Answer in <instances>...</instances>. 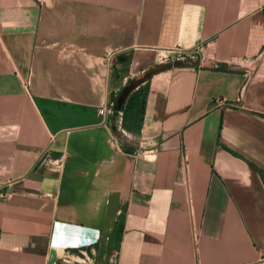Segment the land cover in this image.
Wrapping results in <instances>:
<instances>
[{"label": "crops", "instance_id": "1", "mask_svg": "<svg viewBox=\"0 0 264 264\" xmlns=\"http://www.w3.org/2000/svg\"><path fill=\"white\" fill-rule=\"evenodd\" d=\"M0 186V264H264V0H0Z\"/></svg>", "mask_w": 264, "mask_h": 264}, {"label": "built area", "instance_id": "2", "mask_svg": "<svg viewBox=\"0 0 264 264\" xmlns=\"http://www.w3.org/2000/svg\"><path fill=\"white\" fill-rule=\"evenodd\" d=\"M199 49H196L195 51H185L183 49L175 48V49H166L160 51V58L163 63H172V62H177L181 61L184 56L190 55L192 53L197 52ZM113 111L111 109V106L105 107L103 109H100V114L104 117H107L108 114ZM2 194V187L0 186V196H3Z\"/></svg>", "mask_w": 264, "mask_h": 264}, {"label": "trees", "instance_id": "3", "mask_svg": "<svg viewBox=\"0 0 264 264\" xmlns=\"http://www.w3.org/2000/svg\"><path fill=\"white\" fill-rule=\"evenodd\" d=\"M143 97H144V90L140 89V90H138L137 92H135L133 94V96L131 97V101L132 100L134 101V99L135 100H139V99H141Z\"/></svg>", "mask_w": 264, "mask_h": 264}, {"label": "rangeland", "instance_id": "4", "mask_svg": "<svg viewBox=\"0 0 264 264\" xmlns=\"http://www.w3.org/2000/svg\"><path fill=\"white\" fill-rule=\"evenodd\" d=\"M194 55L196 56L197 53H192V54L189 55V56L186 55V56H184V58H183L181 61H177V62H185V63H187V62H189L190 60L193 61V58H195Z\"/></svg>", "mask_w": 264, "mask_h": 264}]
</instances>
